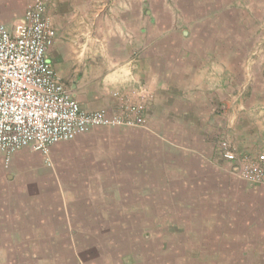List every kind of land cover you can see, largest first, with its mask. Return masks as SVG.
Listing matches in <instances>:
<instances>
[{
	"label": "rangeland",
	"instance_id": "obj_1",
	"mask_svg": "<svg viewBox=\"0 0 264 264\" xmlns=\"http://www.w3.org/2000/svg\"><path fill=\"white\" fill-rule=\"evenodd\" d=\"M96 2L97 8H133L137 5L142 9V24L135 19V22L132 21V25L138 27L136 34L141 39L137 49L150 57L149 60L156 59L154 63L160 68V75L164 73L166 76L169 58H174V55H177L176 65L182 67H186V55H189L188 63L194 61L192 55H197L207 60L208 66L222 65L228 68L233 64V84L240 89V97L250 95L253 91L255 94L252 98L255 96L263 104L256 110L255 107L247 109L238 100L230 109L225 104L227 107L223 109V115L211 120L212 122L208 121L209 132L215 138L212 148L220 147L222 152L221 143L226 141L231 150L236 148L237 152H241L237 153L239 155L253 156L264 150V138L255 144L233 140L242 137L239 131L242 124L250 129L251 136L264 131V0ZM65 20L62 22L67 41H72L70 43L74 47L80 44L76 47L77 50L85 49L86 54L98 55V63L104 68L106 65L110 66L105 61L112 53V46L119 43L120 38L125 44L135 39V33L131 29L122 33L115 29L97 30L83 24L74 26L71 20ZM84 21L87 22V19L84 18ZM52 67L54 69L57 65L52 63ZM224 71L227 73L228 70ZM206 75L208 82L213 83L209 73ZM59 78L69 91L73 90L66 76L61 75ZM160 80L164 81L162 78ZM85 83L88 87V81ZM160 86L161 92L166 93L165 86ZM87 87L83 88L85 91H81L86 92ZM146 92L147 113L150 93ZM237 113H241L237 117L241 123L235 131L236 126L231 125V117L237 116ZM145 126L146 123L142 127ZM67 151L69 154L73 153L70 148ZM37 155L32 153V164L25 165L24 169L20 165L15 172L11 171L12 165L5 166L7 169L1 165L0 233L10 231L13 235L17 233L19 237L1 239L4 242L3 246L0 245V264H76L73 256L75 250L85 249L90 252L96 249L95 239L93 241L88 237L94 236V233L106 235L112 231L121 234L125 232L127 241L131 244L138 237L140 238L136 242L140 245L146 246L145 240L150 242L144 248L133 247L140 249V255L135 257L143 264H264V185L241 180L233 166L224 158H218L216 163L222 169L217 176L208 175L212 179L218 178V181L222 177L223 189L213 190V194H207L203 190L177 189L176 195H173L171 190L165 189L166 185L161 188L159 183L155 188L148 183L142 184L146 189L141 191V185H135V182L125 184L120 180L111 183V187L98 190L94 186L92 189L91 185H96L93 178L92 183L69 181L71 174L64 172L63 177L56 172L53 174L55 165L51 167V157L47 159L42 154L37 158ZM31 166L36 169L33 170ZM47 169L50 171L48 176L44 172ZM205 175L203 178L201 176L200 179L203 180L199 182L203 189H207L203 186L206 183ZM88 178L91 179V176ZM82 186L85 187L80 190ZM67 187H73L77 193L73 192L78 196L63 197L62 193L68 192L63 189ZM169 192L170 195L167 196ZM204 194L212 204L209 202L207 206L189 207V214L178 215L186 208L182 203L189 196L203 197ZM63 203H66L71 214L69 217L73 220H64L66 216L60 211ZM101 210H112L104 212L107 214L106 219L111 220L105 230L98 228L101 223L96 221L105 218L101 217ZM157 217L161 220L153 221ZM154 222H159L160 226L153 227ZM36 223L41 224L39 236L31 231ZM48 233H52L54 239L45 236ZM26 236L33 239L32 246ZM152 236L160 239L153 241ZM110 253L113 254L112 258L107 255L103 259L96 252L94 259L90 258V264L117 263L121 256L111 250ZM40 260L43 261L39 263Z\"/></svg>",
	"mask_w": 264,
	"mask_h": 264
},
{
	"label": "crops",
	"instance_id": "obj_2",
	"mask_svg": "<svg viewBox=\"0 0 264 264\" xmlns=\"http://www.w3.org/2000/svg\"><path fill=\"white\" fill-rule=\"evenodd\" d=\"M29 5L30 0H0V23L9 31H14L15 26L24 21ZM45 16L56 30V38L48 51V58L51 65L52 63L57 65L54 68L57 75L66 76L73 88L72 95L85 111L104 110L109 116H114L119 112V103L115 95L125 97L131 102H139L142 91L150 93L145 127L117 129L98 127L83 138L53 145L50 149L51 167L55 165V170L52 169L53 174L56 172L62 177L64 172L71 174L69 181L79 183L91 182L93 178L92 181L96 185H91V188L94 189L95 186L98 190L106 186L111 187L113 185L111 183L117 180L125 184L135 182V185L142 186L141 191L146 189L142 184L148 183L155 188L159 183L160 187L162 185L161 188L166 185L165 189L171 190L173 195H176L177 189L203 190L199 182L203 180L200 179L201 176L203 178L206 174L205 188L218 189V178L212 179L208 175L217 176L222 169L216 163L218 158L223 160L224 157L220 147L212 148V141L215 138L209 132L208 121L212 122L211 120L219 118L224 113L223 109L227 106L230 109L237 100L247 109L255 107L256 110L263 104L255 96L252 98L255 94L253 91L250 95L240 97L242 95L240 89L233 84L234 65L231 64L228 68L222 65L208 66L207 60L197 55H192L194 61L188 63L189 55H186V67H182L176 65L177 55H174V58H169L166 76L164 73L160 75V68L154 63L156 59L149 60L150 57L137 49L141 39L136 34L138 27L133 26L132 21L135 19L142 24L143 16L142 9L137 5L133 8L120 6L107 9L105 6L97 8L96 0H48ZM65 19L71 20L74 26L83 24L97 30L115 29L122 33L131 29L135 33V42L127 41L125 44L120 38L119 43H114L112 53L105 61L110 63V66L106 65L104 68L98 63L100 62L97 60L98 55L86 54L85 49L77 50L76 47L80 44L74 47L70 43L72 41H67L62 22L66 21ZM224 70L229 72L226 73ZM207 73L213 83L208 82ZM88 78L89 80H84ZM160 85L165 86L166 93L161 92ZM85 87L86 92L81 91ZM241 113L231 117V125L236 126L235 131L241 123L237 119ZM241 126L239 131L242 137L233 138L235 142L255 144L264 138V131L252 134L256 136L253 137L249 135L248 127L244 124ZM67 148L73 153L69 154ZM32 153L41 154L31 148H24L15 153L10 162L11 171H17L20 165L23 169L25 165H31ZM1 165L7 169L2 157L0 170ZM47 170H44L46 176L50 175L49 169ZM88 176H91V179ZM84 187L82 186L80 190ZM63 190L68 191L66 194L62 193L63 197L78 196L73 192V190L76 192L73 187ZM169 195L170 192L167 196ZM200 198L203 197L189 196L185 203L191 205L200 201ZM60 211L66 216L64 220H73L69 217L71 214L66 203H63Z\"/></svg>",
	"mask_w": 264,
	"mask_h": 264
},
{
	"label": "built area",
	"instance_id": "obj_3",
	"mask_svg": "<svg viewBox=\"0 0 264 264\" xmlns=\"http://www.w3.org/2000/svg\"><path fill=\"white\" fill-rule=\"evenodd\" d=\"M48 0H30L24 21L9 31L0 23V157L6 166L15 153L31 148L50 158V149L91 133L95 128L142 127L147 92L139 102L115 95L119 112H87L60 81L48 58L56 30L46 18ZM223 157L238 177L264 185V150L239 155L228 142Z\"/></svg>",
	"mask_w": 264,
	"mask_h": 264
},
{
	"label": "trees",
	"instance_id": "obj_4",
	"mask_svg": "<svg viewBox=\"0 0 264 264\" xmlns=\"http://www.w3.org/2000/svg\"><path fill=\"white\" fill-rule=\"evenodd\" d=\"M221 182V183H220ZM220 183V184H219ZM218 184H219V187L221 189H223V179L221 178L219 181H218ZM204 186V184H203ZM218 187V186H217ZM218 187V188H219ZM213 190L216 191V189H203V191H205V193L207 194H213ZM200 201H198L197 205H195L194 203L191 204V205H187L185 203V201H183V205L186 207L184 208V210H182L181 212L178 213V215H182V214H189L190 213V210H189V207H199V206H207L208 203L210 202V200L208 199L207 195L204 194L203 198H200L199 199ZM189 203H192V202H189ZM211 203V202H210ZM212 204V203H211ZM212 206V205H211ZM196 209V208H195ZM194 209V210H195ZM112 210H101V217H105V218H99V220L96 219V221H100L99 223H101L98 228H101V229H106L108 225V223H111L108 221V219H106L107 217V214H105L104 212H111ZM178 211V210H177ZM176 213V212H175ZM206 215V213H205ZM23 220V219H22ZM161 218H158L153 220V221H160ZM213 222V220H211ZM217 222V220H216ZM44 223V222H43ZM152 226H160L159 222H154L152 224ZM215 227V226H214ZM212 228V227H211ZM44 229V228H43ZM111 229H112V225H111ZM114 230V228H113ZM31 231H32V234H34L35 236H39L41 234H39L40 232L39 231H42L41 229V224H34V226L31 227ZM47 231V230H45ZM128 233V232H127ZM109 234V235H108ZM106 235H102L100 233H94V236H90L88 238L90 239H95V243H94V246L96 247V249L93 251H87V250H80V249H77L75 250L73 256H74V260L76 262V264H90V258L93 257L94 259V256L96 255V252L100 253L101 257L104 259L107 255L108 256H111L110 258H112L113 254L110 253V250L116 254V255H119L121 256L117 263H121V264H143L141 262L140 259H137L135 257V255L139 256L140 253L138 252L140 249H136V248H133V247H146L148 245H150V242H148L147 240H145V242H147V245L146 246H143V245H140L139 242H136V239L140 238H135V241H133L134 243L131 244V243H128V238L125 236V232L123 234L119 233V232H115V231H112L110 233H108ZM44 235V234H43ZM19 237V235L16 233L15 235H13V233L11 234L10 231L9 233H4V234H1L0 233V245L3 246V242L1 239H9V237ZM22 236V235H21ZM45 236H48V237H52V239H54V236L53 234L51 233H48V234H45ZM57 237V235H55ZM44 237V236H43ZM94 237V238H93ZM147 237V236H146ZM145 237V238H146ZM12 238V237H11ZM26 238H29L30 241L28 242L31 246H32V243H33V239L31 237H28L26 236ZM35 238H38V237H35ZM150 238V237H149ZM153 238V241H155L154 239H160V238H155L154 236H152ZM25 239V238H24ZM35 241V240H34ZM53 241V240H52ZM136 242V243H135ZM143 242V241H142ZM151 245L153 246V244L151 243ZM123 248H126L127 250L123 249ZM101 252H103L104 254H101ZM43 261V260H40L39 263ZM116 262H110V264H117Z\"/></svg>",
	"mask_w": 264,
	"mask_h": 264
}]
</instances>
